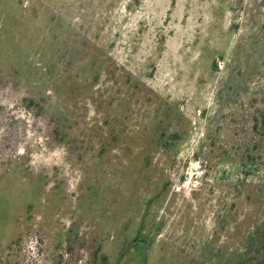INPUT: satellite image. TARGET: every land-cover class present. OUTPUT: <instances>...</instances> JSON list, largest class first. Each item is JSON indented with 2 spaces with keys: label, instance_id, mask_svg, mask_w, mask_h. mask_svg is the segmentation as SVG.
<instances>
[{
  "label": "rangeland",
  "instance_id": "374dc122",
  "mask_svg": "<svg viewBox=\"0 0 264 264\" xmlns=\"http://www.w3.org/2000/svg\"><path fill=\"white\" fill-rule=\"evenodd\" d=\"M264 224V0H0V264H239Z\"/></svg>",
  "mask_w": 264,
  "mask_h": 264
},
{
  "label": "trees",
  "instance_id": "16d2710c",
  "mask_svg": "<svg viewBox=\"0 0 264 264\" xmlns=\"http://www.w3.org/2000/svg\"><path fill=\"white\" fill-rule=\"evenodd\" d=\"M250 249L254 250L247 252L239 264H264V224L259 229L254 245Z\"/></svg>",
  "mask_w": 264,
  "mask_h": 264
}]
</instances>
